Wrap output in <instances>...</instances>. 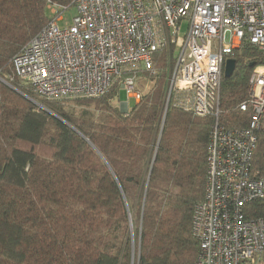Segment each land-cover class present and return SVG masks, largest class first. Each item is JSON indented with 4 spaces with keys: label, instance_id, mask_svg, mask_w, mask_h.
Returning <instances> with one entry per match:
<instances>
[{
    "label": "trees",
    "instance_id": "16d2710c",
    "mask_svg": "<svg viewBox=\"0 0 264 264\" xmlns=\"http://www.w3.org/2000/svg\"><path fill=\"white\" fill-rule=\"evenodd\" d=\"M48 10L47 0H0V264H195L192 216L204 196L214 118L165 112L158 70L129 112L111 103L116 87L80 99L96 110L50 100L43 104L51 112L40 108L18 91L33 95L12 60ZM237 52L233 75L222 78L220 117L229 125L247 122L238 105L264 62L258 46ZM155 55L156 65H168L165 52ZM257 134L254 168L262 170L264 120ZM250 214L264 216V200Z\"/></svg>",
    "mask_w": 264,
    "mask_h": 264
},
{
    "label": "built area",
    "instance_id": "2783aa9c",
    "mask_svg": "<svg viewBox=\"0 0 264 264\" xmlns=\"http://www.w3.org/2000/svg\"><path fill=\"white\" fill-rule=\"evenodd\" d=\"M47 7V23L13 57L15 76L44 100L101 98L118 87L115 96L125 88L139 102V71L155 75V54L165 52L164 111L214 118L204 196L192 216L195 264H258L264 216L251 215L250 206L264 200V169L254 168L264 62L238 105L247 122L229 125L220 114L227 60L247 43L264 52V0H47ZM71 7V22L61 26Z\"/></svg>",
    "mask_w": 264,
    "mask_h": 264
},
{
    "label": "rangeland",
    "instance_id": "374dc122",
    "mask_svg": "<svg viewBox=\"0 0 264 264\" xmlns=\"http://www.w3.org/2000/svg\"><path fill=\"white\" fill-rule=\"evenodd\" d=\"M48 13L51 14L50 10H48ZM73 13H75V9L71 7L69 10H67L65 12V14H64V18L65 19L60 22V25L64 26L66 23L67 24L70 23L71 20H72V17H73ZM184 31H185V29H183V32ZM166 57L168 59V55H166ZM168 61H169V59L166 62L167 64H168ZM156 67H157V70L159 72V74H157V75H159V76H162V75L164 76L165 75L166 76L165 82H167V79H168V76H169V72H170L169 65H165L163 60H159V61H157ZM138 76H139L140 90L143 93V96H142V99H143L154 88L155 80L152 78L151 75H149V72H146L144 70L142 72L139 71ZM4 83L8 84L10 82H6V80H5ZM25 87L27 88V86H25ZM20 91L24 92L22 89H20ZM116 91H118V87L116 88ZM28 96L30 98H32L35 102L32 101V100L31 101L34 102L36 105H38L40 108L45 107V105L43 104L44 99H40V98L36 97L34 94L32 96L31 95H28ZM122 102H128L129 103L128 107L130 109L129 110L128 109L126 110L124 108L121 109L120 106H121ZM135 102H136V99L134 97H128L125 88H121L119 95L114 96V98L111 101V103L114 106L118 107L123 112H129L131 110V108H133L135 106ZM62 104H63V107L66 110H70V111L77 110V111L80 112L83 108H88L90 110H96V108H97L96 104H94V102L87 103V102H83L81 100H67L65 102H62ZM96 112H98V110ZM129 218H130V221L132 223V221L134 220L133 213L130 215ZM131 227H132V229H134V226L132 224H131ZM263 260H264V254L262 255L261 260H260V262L258 264H264Z\"/></svg>",
    "mask_w": 264,
    "mask_h": 264
},
{
    "label": "water",
    "instance_id": "95a60500",
    "mask_svg": "<svg viewBox=\"0 0 264 264\" xmlns=\"http://www.w3.org/2000/svg\"><path fill=\"white\" fill-rule=\"evenodd\" d=\"M236 65H237V61L235 58H229L226 62V66H225V71H224V76L229 78L233 75L235 69H236ZM253 65V64H252ZM4 82L5 80L2 79ZM7 82V81H6ZM10 86L11 84L8 83ZM14 89H17L15 87H13ZM18 90V89H17ZM20 93H22L24 96H26L27 98H29L30 100L34 101L32 98H30L27 94H25L24 92L18 90ZM35 102V101H34ZM45 110H47L48 112H51L47 107H43ZM65 121V120H64ZM66 122V121H65ZM69 124V123H68Z\"/></svg>",
    "mask_w": 264,
    "mask_h": 264
},
{
    "label": "crops",
    "instance_id": "0c3cea01",
    "mask_svg": "<svg viewBox=\"0 0 264 264\" xmlns=\"http://www.w3.org/2000/svg\"><path fill=\"white\" fill-rule=\"evenodd\" d=\"M136 103H138V101H136L135 104H136ZM123 107H124L123 105L120 106V108H123ZM263 261H264V260H263Z\"/></svg>",
    "mask_w": 264,
    "mask_h": 264
}]
</instances>
